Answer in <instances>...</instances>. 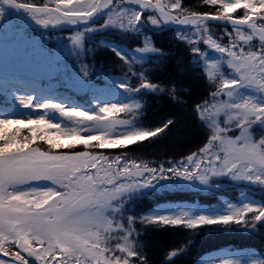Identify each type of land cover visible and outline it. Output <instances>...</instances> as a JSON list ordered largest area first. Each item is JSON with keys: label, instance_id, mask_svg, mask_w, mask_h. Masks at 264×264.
Segmentation results:
<instances>
[{"label": "snow or ice", "instance_id": "snow-or-ice-1", "mask_svg": "<svg viewBox=\"0 0 264 264\" xmlns=\"http://www.w3.org/2000/svg\"><path fill=\"white\" fill-rule=\"evenodd\" d=\"M124 0H119L122 4ZM139 6V11L129 13L127 9H122L118 5V0H84L79 6L72 8L63 7L62 0H55L54 7L47 4L41 7L35 5H21L17 0H5L7 4L15 7H23L29 12L38 23L42 25L57 24L63 20L76 23L74 17L65 16L66 12H81L84 17H92L101 10H110L106 23L117 25L121 29L135 30L142 20H145L144 12L150 10L146 20L152 25L165 22H178L182 25L191 24L196 26V33L199 34V25L204 21L194 18L187 9L182 6V0H132ZM213 3L215 0H206ZM243 4L229 3L225 6L222 16L231 19L233 23H249L260 13H264V0H260L255 13H249L245 18H234L236 12ZM184 13V14H182ZM2 14V12H0ZM143 16V19H142ZM264 19V17H260ZM250 27L255 33V37L260 42L259 51L245 52L240 48L239 52L222 47L221 44L207 35L202 38L204 44L211 48H224V52L232 61L231 69L238 74V83L233 88H226L229 79L217 81L219 69L215 63L205 66L204 71L207 78L216 84V90L211 92V100H205L203 104H196L195 110L199 118L208 123L212 129L211 138L206 146L199 152L187 155L184 160L175 162L174 167L152 168L145 162H131L124 165L130 171L120 172L118 175L132 181L128 184H120L117 187L113 184L116 177L112 170L102 168L106 183L114 191L102 192L96 187L92 176L84 175L80 172L81 168L88 167V161L77 155L53 156L43 153L39 148L31 147L37 139L49 143L52 149L72 148L86 143L77 138L67 139L57 135L52 139L41 138L38 136V125H43V120H31L28 122L20 119H0V264H135L132 257L139 258V264H148L147 258L142 254V250L136 249L135 241L132 236L135 232L128 229L122 230L128 233L123 237L124 243L109 247L98 232L92 231V225L97 222L96 218L86 212L93 206L108 207L109 202L115 199L116 195L122 190H132L138 187L150 185L153 180L169 178L167 173L174 176H181L191 180L193 177L202 182H207L209 175L230 173L245 179H255L264 182V174L260 169L264 168V136L254 141L250 129L252 128V117L257 121H264V113L255 111L257 105L254 103H241L237 109L241 110L236 115H227L224 121L225 127H221L219 116L225 113L230 107V99L236 97V92L242 86H252L258 92L264 93V25L251 24ZM180 40H186L191 45L199 44V40L190 39L182 33H178ZM81 39L78 34L74 37L76 42ZM253 39L252 35H239V40L248 43ZM207 41V43L205 42ZM141 52L162 51L155 49L147 40L143 47L138 49ZM193 53H199L198 48H192ZM121 59H126L117 53ZM131 70V67H129ZM143 83L140 87L158 89L159 85L150 83L146 78H142ZM125 87H127L125 85ZM226 96L227 99H221ZM25 106H31V101L24 102ZM138 108L139 105H136ZM111 115V109H105ZM117 111H122L118 109ZM73 115L83 116V112H74ZM232 116V119H229ZM176 121L169 119L162 126L152 132L144 131L130 140L120 141L118 146H127L130 143L144 141L149 137H157L158 134L165 133L170 126H175ZM11 125H23L28 127L31 133L29 137L21 138L19 133L21 127L14 128L11 132L7 127ZM239 127V135L229 136L231 128ZM117 145H109L115 147ZM102 167V166H101ZM115 169V165L112 166ZM148 176V179H144ZM46 178L52 181L63 192L57 198L44 205L43 208H34L32 204L33 193L28 191H16L17 189L29 184L31 181ZM143 181V184L136 181ZM36 202L40 203L45 197L53 196L52 191L36 193ZM252 212L251 218L247 214ZM147 223H162L170 225H180L182 222L189 229H197L205 224H244L248 221H264V207H253L248 205L236 209L225 216L208 217L201 215L198 218H190L188 213L175 217L165 215L159 220L154 216L141 218ZM109 226L111 221H108ZM130 225L133 218H129ZM16 251H12V248ZM119 252L120 255H116ZM24 253L26 255H22ZM110 253V255H106ZM174 254V253H173ZM11 256L12 259L6 260L3 257ZM27 257V258H26ZM29 258H34L30 261ZM224 264H232L225 261Z\"/></svg>", "mask_w": 264, "mask_h": 264}, {"label": "rangeland", "instance_id": "rangeland-1", "mask_svg": "<svg viewBox=\"0 0 264 264\" xmlns=\"http://www.w3.org/2000/svg\"><path fill=\"white\" fill-rule=\"evenodd\" d=\"M216 1L220 2L225 8L229 3L239 2L241 4H246L248 0H215V2ZM82 2H84V0H62L63 7L65 8H72L76 4H81ZM118 5L122 9H127L129 13L137 11L128 7L125 0L122 4H120L118 0ZM8 11L9 10L0 3V12H2V14H0V93L3 98L8 99V102L11 104V107L7 109L0 107V119H20L25 122H28L29 119L36 121L43 120L44 124L38 125L37 128H42L46 131L47 139H52L59 135L67 139L77 138L85 141L86 143H82L76 147H62L58 150L52 149L49 143L34 148H39L43 153L53 156L77 155L85 158L88 161V167L81 168L80 172L84 175L92 176L99 191H114V189L106 183L102 168H106L105 164H111L113 166L118 162L112 157L116 154L111 151L118 148V146L109 147V145H118L117 143L120 141L130 140L139 133L144 132L135 127L132 116L144 109L147 105L145 101L146 96L148 92L150 93L152 91L149 87H140L143 83L142 78L145 77L142 74L137 75L135 73L136 78L134 82L133 75L126 79L111 76L101 80L100 84L96 85L91 82L92 80L84 76L71 74L65 77L64 75L60 76L64 78L58 81V78L54 79V74H57L62 64V54L56 50L60 44L62 45L60 39L56 38L57 40H55L53 44H49L47 38L44 40L37 39V36H46L47 31L41 30V27L48 26L38 23L37 20L29 22L28 27H30V30H24L23 32L11 30L14 20L10 17ZM109 11L110 10L98 20H101V22L97 28L106 29V27H113L122 30L117 25H109L106 23ZM147 17L148 15L146 18ZM147 22L150 21L147 20ZM253 22L258 25H264V22H260L258 19H254ZM59 24L63 27H68L73 26L75 23L71 21H61ZM50 25L55 26L54 24ZM139 27L140 24L136 26V29ZM32 28H40V30H33ZM204 28L206 27H200L199 34L196 33L195 27L192 28L189 33L184 30L178 31V33H182L190 39L199 40L200 42L198 45L200 48H203L201 51L203 55L200 54L198 56L199 61H201L200 66L205 69V66L219 62L224 78L229 79V83L226 84L225 87L233 88L238 83V80H235L239 79L238 74H236L234 70L227 65L226 61L223 60L222 56L225 59L229 58L225 52L221 54L211 48L210 45L204 44L202 39L205 36ZM229 29L231 31L230 34H232L231 37L219 33L220 36L224 37L223 40L221 39L223 42L220 40L218 34H216L218 37H213L212 32L207 31V35L212 36L222 47L237 52H239L240 48H243L245 52L249 51V49L252 51L260 50V44L257 43L258 38L255 37L254 32L236 27ZM35 32L38 33L34 37ZM239 35H252L253 39L245 43L239 40ZM226 39H232V43L226 46L224 44ZM147 41L150 42V39ZM138 49L139 48H137L134 53L140 56L154 55L156 52H141ZM126 62L127 65L125 64V69L131 67V70H133L132 62L129 60ZM205 76L207 78L206 72ZM121 85H126L127 87L123 88ZM52 89H54V91H51ZM221 99H227V97L222 96ZM27 101H31V106H25L24 102ZM244 101L256 104L257 107L255 111L257 113H264V93L258 92L252 86L245 85L238 89L236 97L230 99L231 107L224 114H220L218 119L221 122V127H225L224 121H226L227 115H236L241 111L237 109L236 105ZM136 105H139V107L137 108ZM113 106H115V108L112 110L111 115L105 111L101 112V108L107 107L108 109H113ZM118 109H122V111H117ZM72 110H75L74 112H83L85 115L76 116L72 114L69 116L63 114ZM255 119V117L251 118L253 123L250 132L253 140L257 141L264 136V121H257L255 123ZM105 121L109 123H104ZM203 122L208 126L207 122ZM16 126L17 125L8 126L7 131L11 128H16ZM20 126L22 127L23 125ZM209 129L210 132H212V129ZM239 132L240 128L233 126L228 132V135L236 136L239 135ZM185 158H181L179 161ZM118 159L121 163L118 171L124 172L130 170L124 167V165L130 164V162H128L129 159ZM131 162L136 161L132 159ZM147 164L151 163L149 162ZM171 166L174 167L175 165ZM207 174L209 175L207 182H202L196 177L188 180L184 177L177 176V178L180 177L181 180L185 181V183L179 187L180 189H175L173 186L171 192L175 189L176 193H170V198H167L165 202L163 201L164 203L161 202L147 209L140 216V220L138 218V221L145 226H149V224L165 225L162 223L143 222L141 218L154 216L159 220V218L165 215L178 217L184 213H188L190 218L193 219L201 215L215 218L231 214L232 211L248 205L259 207L258 201L254 199L257 190V180L237 177L230 173L218 175H212L211 173ZM167 175L170 177L172 173H167ZM131 182L130 180L117 178L113 180V184L117 187H119L120 184H128ZM258 182L261 183V181ZM136 183L143 184V181H136ZM228 183H231L232 186L241 187L240 196L237 193L229 194L228 190L226 188L224 189V186L228 187ZM231 185L229 187H232ZM156 186L160 187L158 184ZM153 187V185H146L145 187H138L132 190H122L116 195L115 199L109 202L108 207L105 208L96 205L86 209L85 211L94 216L97 220V222L92 225V231L100 233L102 237H109V233L111 232V235L115 238L114 240L119 239L117 244L124 243L123 237L128 234L125 233L120 226L122 225L123 229H126L127 222L120 218V211H122L124 207L131 206V201H134L137 197L140 198L144 193L151 192ZM158 190L159 191L155 192L161 193L160 191L162 190L164 192H170L169 189L166 190V187L163 189L158 188ZM16 191L32 192L33 202L29 206L43 208L45 204L57 198L59 193L63 192V189L59 188L52 181L41 178L40 180L29 182V184L24 185ZM47 191H52L54 195L45 197L42 202L37 203L35 194ZM215 193L222 197L218 199L216 197L212 198L211 196ZM195 197H198L199 200L203 199L208 202L202 203L204 205H196ZM249 213L253 214L252 212ZM247 216L250 217V215ZM109 220L111 221L110 226L108 223ZM259 223L264 225V221H259ZM239 238L240 236H236L235 234L226 236L225 240L218 245L223 247L209 250L210 252L203 257L201 264H224L225 261H231L232 264H263L260 258L261 254L255 253V249L251 246L245 248L241 247L245 244H241ZM109 247H113L112 243L109 244Z\"/></svg>", "mask_w": 264, "mask_h": 264}, {"label": "trees", "instance_id": "trees-1", "mask_svg": "<svg viewBox=\"0 0 264 264\" xmlns=\"http://www.w3.org/2000/svg\"><path fill=\"white\" fill-rule=\"evenodd\" d=\"M17 2L35 6H44L45 4L54 6L55 0H17ZM259 3L260 0H248L246 4L242 3L244 7L232 15L234 18H245L249 13L256 12ZM182 6L190 14L222 16L224 10V6L218 1L207 3L205 0H182ZM9 14L14 20L11 30L15 31L30 30L29 22L37 20L32 15L17 17L10 12ZM149 14L151 15L150 10L144 12L145 20H142L140 27L135 30H120L113 27L97 28L101 20L91 25L75 27H55L49 24L41 27V30L47 31L46 36H37V39L47 38L49 44H53L57 39L62 42V45L60 44L56 48L62 54V64L57 74H54V79L58 78V81L65 76L75 74L92 80L91 82L96 85L111 76L126 79L133 75L135 82L136 73L137 75L142 74L148 82L158 84V89L148 92L145 100L147 105L144 109L132 116L133 123L139 130L148 132L156 130L169 119L176 121L175 126H170L169 130L158 134L157 137H149L144 141L130 143L125 147L118 146L119 143H117L118 148L111 150L116 154L112 157L116 161H120L118 158H127L130 163L132 159L137 163L150 162L151 164L148 165L155 168H159L160 165L173 167L171 165H175V162L181 158L198 152L206 146L211 132L199 118L195 106L203 104L205 100H211V92L216 90V84L206 78L205 71L200 66L201 61L198 58L200 54L192 52L193 47L198 48L200 52L203 48H200L198 44L190 46L186 40H180L177 34L181 30L164 28L161 24L152 25L151 22H147L146 16ZM257 17L256 20L264 22L260 18L264 17V13H260ZM200 25L199 28L208 27V32H212L213 37H218L216 34L219 35V33L225 34L227 37L232 36L228 27L213 25L206 21ZM33 30H40V28ZM184 31L189 33L191 29ZM37 33H34V37ZM78 34L81 39L76 42L74 37ZM148 39L155 49L162 51H156L154 55L147 56L135 54L136 49L143 47L145 40ZM221 39L223 40L224 37L220 36ZM231 43L232 39H226L224 44L227 46ZM117 53L126 58L123 59L124 62ZM128 60L132 62L133 70L125 69ZM62 75L64 77L61 78ZM219 80L217 79V81ZM8 101L0 93V107L10 108L11 104ZM21 128L23 130L19 136L31 139L28 127L22 126ZM12 130L13 128L8 132ZM46 135L44 129L38 128L39 137L47 138ZM45 143L43 140L37 139L31 144V147L42 146ZM230 185L231 183H228V187L224 186V189L226 188L229 194L237 193L239 195L241 187L232 185L229 187ZM160 192L153 190L144 193L140 198H134L135 200L131 201V206L124 207L119 213L120 218L127 222L126 229L131 231L134 228L132 239L135 241L136 249L142 250L148 264H201L203 257L210 252L209 250L223 247L218 245L225 240L226 236L233 234L240 236V243L245 244L241 247L251 246L255 249V253L261 254L260 258L264 264V225L256 221L250 220L239 225L234 223L228 225L208 224L197 229H189L183 222L175 226L170 224L145 226L141 224L138 218L140 220L143 212L170 198L163 190ZM211 197L218 199L222 196L215 193ZM194 199L196 205H204L202 203L208 202L203 199L199 200L198 197ZM254 199L258 201L259 207H264V182L257 184ZM247 215H250L248 218L252 216L251 213ZM129 218H133L131 225ZM109 234L110 236L103 237V240L108 246L112 243V246L115 247L119 239L114 240L111 232ZM16 250V248H12L13 252ZM106 255H110V253H106ZM116 255H120V253L117 252ZM7 257L12 258L11 256ZM131 260L135 264H139L138 257H132Z\"/></svg>", "mask_w": 264, "mask_h": 264}, {"label": "water", "instance_id": "water-1", "mask_svg": "<svg viewBox=\"0 0 264 264\" xmlns=\"http://www.w3.org/2000/svg\"><path fill=\"white\" fill-rule=\"evenodd\" d=\"M0 2L5 7H7L16 16H30L31 15L29 12L24 10L23 7H15L13 4H7V3H5V0H0ZM125 3L128 7L132 8L134 10H137V11L140 10L139 6L136 5L134 2H132V0H125ZM21 5H23V4H21ZM107 11L108 10H101L98 13L94 14L92 17H84L83 13H64V15L69 16V17H74L78 20L73 26L91 25V24L97 22L101 17H103ZM192 16L194 18L202 19L203 21H208L209 23L214 24V25L227 26V27H238L241 29H246V30H249L251 32H254L253 29L250 27V25L253 23H250V22L249 23H241V22L233 23V21L231 19H228L224 16H215V15H209V14H194ZM63 21L67 22L68 20H63ZM161 24L164 26V28H174V29H186V28L196 27V26H193L191 24L182 25V24H179L178 22H165V23H161ZM55 25L61 26L59 23H57ZM105 167L107 169H109L110 165L105 164ZM114 172H115L117 178L125 179L124 177H121L118 175L119 172H118L117 167H115Z\"/></svg>", "mask_w": 264, "mask_h": 264}, {"label": "clouds", "instance_id": "clouds-1", "mask_svg": "<svg viewBox=\"0 0 264 264\" xmlns=\"http://www.w3.org/2000/svg\"><path fill=\"white\" fill-rule=\"evenodd\" d=\"M205 2H206V0H205ZM75 6L79 7V6H81V5L78 3V4H76ZM204 31L207 32L208 29H207V28H204ZM205 42L207 43V41H205ZM215 50H216L217 52L221 53V54L224 53V48L217 47V48H215ZM118 54H119V53H118ZM222 58H223L224 61H226L227 65L231 68V67H232V61H231L229 58H228V59H225L223 56H222ZM215 64H216L217 68L219 69L218 74H217V78L220 79V80L225 79V78H224V74H223V72L221 71V68H220V63H219V62H215ZM121 87L124 88L125 85H121ZM243 103H247V101H244ZM236 107H239V104L236 105ZM114 108H115V106H113V109H111V110H114ZM105 109H108V108H107V107H105V108H101V112H104ZM74 111H75V110H72V111H69V112H65V113H63V114H64V115H69V116H70V115L73 114ZM232 118H233L232 116H229V119H232ZM104 123H109V122L105 121ZM260 171H261L262 174H264V168L260 169ZM142 187H145V186H142Z\"/></svg>", "mask_w": 264, "mask_h": 264}, {"label": "flooded vegetation", "instance_id": "flooded-vegetation-1", "mask_svg": "<svg viewBox=\"0 0 264 264\" xmlns=\"http://www.w3.org/2000/svg\"><path fill=\"white\" fill-rule=\"evenodd\" d=\"M148 179L149 177L148 176H145L144 179ZM125 180H129V179H125ZM142 181V180H141ZM160 181V183H159ZM185 181L181 180L180 177L177 178V176H174L172 174V176H170L169 178H166L164 180H153L152 183L148 186H152V185H164L166 187V190L169 189V193H176L175 192V189L178 187V186H181L182 184H184ZM175 187V189H173V191L171 192V188L172 187ZM163 188V187H162Z\"/></svg>", "mask_w": 264, "mask_h": 264}, {"label": "bare ground", "instance_id": "bare-ground-1", "mask_svg": "<svg viewBox=\"0 0 264 264\" xmlns=\"http://www.w3.org/2000/svg\"><path fill=\"white\" fill-rule=\"evenodd\" d=\"M5 259V258H4ZM6 260H10V259H6Z\"/></svg>", "mask_w": 264, "mask_h": 264}]
</instances>
